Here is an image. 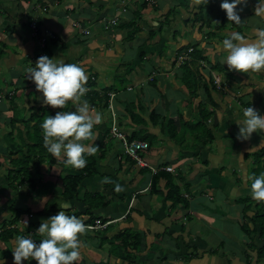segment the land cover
Returning <instances> with one entry per match:
<instances>
[{"label":"crops","instance_id":"0c3cea01","mask_svg":"<svg viewBox=\"0 0 264 264\" xmlns=\"http://www.w3.org/2000/svg\"><path fill=\"white\" fill-rule=\"evenodd\" d=\"M203 2L224 11L220 0L215 3L214 0H0V230H21L25 227L26 215L36 216L50 202H54L56 212L58 204L63 202L64 210L76 215L87 208L82 202L86 194H96L104 196L102 202L106 206L94 209V216L105 220L107 225L99 228L104 230L100 232L102 235L95 232L81 236L83 248L78 264H120L118 258L103 249L115 242L117 234L128 230L138 234V250H130L134 262L122 264H264L263 258L257 259L262 241L257 235H247L238 223L243 219L244 208L253 206L247 199L253 198L250 173L264 165V139L257 138L264 136V131L253 132L248 140L237 138V123L242 119L243 107L254 106L264 113V70L249 73L230 70L224 63L226 50L217 48L230 32H240L248 41L255 40L254 30L264 27V13L257 14L255 8L264 5L247 0L246 5H238L243 7L241 23L223 21L224 29L218 30L215 27L217 11L200 9ZM138 6L142 11L139 12L141 19L136 22L133 20L137 18ZM123 8L125 12L121 11ZM115 17L117 24L105 30L107 21ZM32 22L36 23L35 36ZM76 22L80 28L73 26ZM136 26L138 32L132 38L127 37ZM82 28L90 34L83 35ZM167 28H172V35L167 36ZM46 32L54 35L47 40H51L47 51L39 45V39ZM194 47L206 59L203 60L208 70L206 78L208 74L211 77L216 74L223 85L215 88L211 97L204 96L200 90L191 100L183 87L176 85L179 68L174 70L173 66L174 58ZM41 54L63 57L65 63L84 67L88 74L85 98L92 114L99 111L103 116L94 130L95 143L104 150V157L100 159L98 150L91 155L96 159L95 173L82 180L77 190L78 201L66 200L63 196L61 177L79 173L77 168L64 163L63 156L51 154L54 164L41 162L39 165L35 161L38 153L34 159L26 157L27 145L33 143L28 136L34 133L31 114L45 109L55 115L61 110L44 104L42 93L25 74ZM215 64L217 68L213 69ZM160 71L164 76H160ZM145 72L151 73L153 79ZM147 77L152 80L144 83ZM135 85L143 88L139 91L143 96L136 93ZM138 98L146 107L142 114L146 123L138 128H146L157 137L153 148L142 153L144 161L155 172L140 166L119 169L122 143L110 137L113 118L118 130L130 136L127 125H132L133 120L125 109L136 107ZM199 103L211 113L206 124L214 136L211 145L194 148L188 132L181 143L170 141L167 120L172 119L178 132L180 115L185 120L199 119ZM68 107L74 110L72 101ZM155 109L167 119L158 121L160 127L149 121V114ZM124 116L126 126H120L119 118ZM230 158L239 164V171L229 165ZM19 161L26 163L31 177L38 179L34 191L29 188L23 191L21 188L26 183L11 187L9 178L16 176L21 167ZM159 171L169 172L176 178L186 205L171 206V201L165 198V180H160L155 188L150 186L152 175ZM180 177L187 186L177 180ZM48 193H55L60 201L44 198ZM16 212L20 214L18 221ZM87 216L78 217L87 219ZM41 218L46 217H33L36 221H28L26 226L32 229L30 233L37 241L41 239L36 233ZM245 222L252 230L251 222ZM16 235L0 247V258L3 255L6 264H13L11 248ZM101 236L103 247L94 244ZM25 264H36V261Z\"/></svg>","mask_w":264,"mask_h":264},{"label":"clouds","instance_id":"9594fccd","mask_svg":"<svg viewBox=\"0 0 264 264\" xmlns=\"http://www.w3.org/2000/svg\"><path fill=\"white\" fill-rule=\"evenodd\" d=\"M264 5V0H257ZM247 0H220V7L229 21L240 24V12ZM257 14L264 13V7H256ZM253 41L240 32H230L217 44V48L226 50L224 63L230 70L243 73L264 70V27H257ZM187 52V51H186ZM34 66H30L27 78L35 83L42 93L43 103L60 108L55 115H47L41 122L43 144L47 151L56 157H64V163L73 168H84L88 156L95 154L99 146L95 143V125L102 122V113L92 114L89 101L85 98L88 92V74L78 63H65L63 57L41 55ZM73 102L74 110H70L68 102ZM238 124L237 138L248 140L253 132L264 131V113L254 106L243 108V116ZM251 179V195L258 201H264V171L253 172ZM120 185H117V189ZM59 211L47 218H41L36 229L41 239L33 238V234H17L12 243L13 264H25L35 260L36 264H78L83 241L81 236L90 226L75 214L64 209L66 205L58 204ZM26 228L28 220H23ZM0 264H6L2 255Z\"/></svg>","mask_w":264,"mask_h":264},{"label":"trees","instance_id":"16d2710c","mask_svg":"<svg viewBox=\"0 0 264 264\" xmlns=\"http://www.w3.org/2000/svg\"><path fill=\"white\" fill-rule=\"evenodd\" d=\"M215 2L216 0H214V3ZM208 3L206 2L201 3L199 8L202 9L203 7H206L208 8L210 12L217 11L216 12L217 13L216 23L218 22V24H216L215 27L218 30L224 29L225 26L223 25V21L233 23L228 20L225 11H222L216 8V5H214V7H209ZM144 5L145 4H143L141 8L144 7ZM139 17L140 16H139V11H138L137 18L135 19H138ZM135 19L133 21H135ZM138 30H139L138 26L134 27L131 31L128 32L127 37L132 38L138 32ZM50 42L51 40L49 42L48 41L46 42V47L44 49L45 51L48 50L47 44H49ZM188 55H189V58L184 60L181 63V65L178 67L179 68L178 71H179V74L180 72L182 73L181 83L184 85L189 99L194 100L197 97L198 92L200 90L203 91L204 96L211 97V92L216 88V83L214 82L213 77H211L210 74H208V78H206L205 76L208 70H206L207 68L205 67V64L203 63L204 62L203 60H206V59L204 58L202 51L199 49L197 50L194 47L193 49H191ZM212 68L216 69L217 68L216 64L212 65ZM141 102H142V99H141ZM141 102H140V99L138 98L136 102V105H137L136 107L125 109V111L128 112L130 119L133 120L132 125L131 123L127 125L129 127V130H131L129 134L130 136H128V134H125V135L128 137L127 138L128 141H131L134 139L146 141L148 144V149L146 151H148L152 149L155 143L157 142L156 140L157 137H155L152 134H149L146 128H141V127L138 128V126L146 123V119L143 118V115H144L143 113H145L146 107L143 104H141ZM132 109H134L135 112H131ZM197 110H198L197 115L199 119L196 121L195 120L193 121V119L185 120L183 118V115H180L181 128L180 130H178V132L176 131V125L173 124L172 119L167 120L165 116L163 115L161 116L160 112H158L156 109L150 112L149 121L151 122L152 125H156L160 127L161 122L167 120V122H169L170 124V126L166 128L170 141H173L175 143L177 142L181 143L183 141L184 134L188 132L190 136L192 137L194 148L195 147L196 149L206 148L207 146L211 145V143L214 141L213 134L211 133L210 129H208L206 126L211 113H208L207 109L204 108L203 105H201L200 103L198 104ZM51 114L52 112L42 109L41 112L31 114L30 116V120L35 122V124H34V128L32 129L34 133L28 134L29 138L32 139L33 143H31V145H27V156L26 157L29 159L31 158L34 159L36 153H38L40 156L38 155V157L35 158V161L38 165L41 162H47L48 164L55 163V158L51 155V153L47 151V149L45 148L43 144V135H42V130H41V122L47 115H51ZM126 119H127L126 116L119 118V122H120L119 125L126 126ZM158 121H161V122L158 123ZM110 137L113 138L112 136ZM102 148L104 149V147ZM103 151L100 150V148H98V153H100L99 154L100 159L104 157ZM262 152L264 153V149L262 150ZM31 153H33L34 155H30ZM87 159H88V163L84 168H79V169L77 168L79 171L78 174H69V175H65L61 177V180L64 181L63 196L66 200L77 199L78 197L77 190L79 189V186L81 185L82 180L94 175L96 159L94 156H88ZM20 162L21 161H19V163ZM20 164H21V167L19 168V170H17L16 176L15 175L12 176L13 180L12 181L10 180L11 187H14L13 185L17 186V185L26 183L29 190L34 191L35 182L31 179V172L29 171L27 165H25L26 163H20ZM256 165H259V160L256 161ZM123 167H126L127 169L139 168L136 161H134L133 159L123 154V149H122L119 154L118 168L120 169ZM140 169H144V168H140ZM262 171H264V165H262V167H259L253 170L251 173L255 172L259 174ZM160 180H165V188H166L165 198L168 201H171V206L175 207L181 203H183L184 205L187 204V200L184 198L183 195L181 196V194L179 193V190H180L179 184L176 181V178L172 174L166 171L156 172V174H153L151 177L150 186L152 188L157 187ZM177 180L179 182L182 181L183 185L187 186L185 179L183 177H180L179 179L177 178ZM249 181H251V179ZM103 198L104 196L102 195L86 194L84 198L85 200H82V202L83 201L85 202L84 205L87 208L85 209L84 212L81 211V213H76V215L77 216L83 215V214L88 215L87 219H83L85 224L87 225H94L95 221H99L100 224H104L106 221L100 217L97 218L96 216H94V213H93L94 209L106 206V204L102 202ZM247 199L250 200L253 206L244 208L243 210L244 214L242 215L243 219L239 220L238 223L243 232H245L250 237L257 235V237L262 241L261 247L257 249V255H258L257 259L258 258L264 259V201H258L250 197H248ZM55 212H56L55 204L54 202H50L47 205H45L44 209L38 214H36V216H33L32 214H28L23 220L28 219V221L32 222L33 217L35 219L37 218V216H43L47 218L53 215ZM249 212L251 213V215L248 216L247 213ZM19 215L20 214L16 212V215H15V218H17L16 221H18ZM35 219L33 223L36 221ZM245 220H248L251 222L253 226L252 230H250ZM16 230L17 229L12 230L10 228H4L3 230H0V247L3 243H6L10 238H13L15 233L26 234V232H31L32 229L30 230L27 227L26 228L23 227L19 231H16ZM100 230L101 229L99 228L94 229V230H88L86 234L97 232L100 235H102V233L100 232L104 230H101V231ZM93 238H94L93 240L96 239L95 236H93ZM114 239H115V242L114 241L111 242V246L109 248H106V252L118 258L121 261L120 264L134 262V256L132 252H130V250L131 249L138 250V248H136L139 243L138 234L135 232H130V230L123 231L117 234ZM103 242H104V237L101 236L100 238H98V242L97 243L95 242L94 244L97 246L103 247V244H102Z\"/></svg>","mask_w":264,"mask_h":264},{"label":"built area","instance_id":"2783aa9c","mask_svg":"<svg viewBox=\"0 0 264 264\" xmlns=\"http://www.w3.org/2000/svg\"><path fill=\"white\" fill-rule=\"evenodd\" d=\"M118 18H112L111 20L107 21L108 24L104 29H108L110 26H114L117 24ZM73 26L75 28H80V24L79 23H74ZM31 28H32V34L35 36L36 32H37V28H36V23L32 22L31 23ZM82 34L87 36L90 34L89 30H85V29H81ZM54 37V35L51 32H46L45 35L39 39V45L41 48H45L46 46V42L48 39H52ZM191 49H188L187 52L180 54L177 59L178 60H182V62L186 59L189 58L188 53H190ZM42 55V54H41ZM40 55V56H41ZM113 98V95L112 97ZM110 136H112L113 138H116L118 140H120V142L122 143V149H123V154H125L126 156H128L129 158L133 159L134 161H136L137 165L140 167H146L149 168L152 172H155L156 170L154 168H152L148 163H146L142 157V153L145 152L148 149V144L145 141H138V140H132V141H128L125 137V135L120 132L118 130V127L116 126V121L112 120V125H111V129H110ZM107 225V223L104 224H100L99 221H95L94 225H89L90 228L89 230H94V229H98V228H104Z\"/></svg>","mask_w":264,"mask_h":264},{"label":"rangeland","instance_id":"374dc122","mask_svg":"<svg viewBox=\"0 0 264 264\" xmlns=\"http://www.w3.org/2000/svg\"><path fill=\"white\" fill-rule=\"evenodd\" d=\"M136 10H138L139 12H141L142 11V9L140 8V6H138V8L137 9H135V11ZM121 11H124L125 12V8H123V9H121ZM143 13H144V11H143ZM169 18V17H168ZM139 19H141V16L138 18V19H135V21L136 20H139ZM137 22V21H136ZM166 34H167V36H170V35H172V28H167V30H166V32H165ZM173 37V36H172ZM165 38H166V36H165ZM183 54V53H182ZM178 57V56H177ZM177 57L176 58H174L175 59V62H176V64H175V66H173V68H174V70L176 69L177 70V67H179L180 65H181V63H182V60H178L177 59ZM141 73H144V71H142L141 70ZM166 73H167V71H166ZM145 74L146 75H149V76H151V78L153 79V76L151 75V73H149V74H147L146 72H145ZM182 73L180 72V74H179V71H178V80H179V82L181 81V78H182V75H181ZM159 75V74H158ZM158 75H156V76H158ZM160 76H164V74L160 71ZM171 77L173 78V76L171 75ZM151 78L150 77H147V79H145V81H144V83H146L148 80H151ZM213 80H214V82L216 83V88H222V85H223V80L222 79H219V77H217L216 76V74H214L213 75ZM179 82H178V84H176L178 87L179 86H182L183 87V89L185 90L184 92H187L186 91V89H185V87H184V85L181 83V84H179ZM103 86H104V84H103ZM135 89H136V93H138V94H140L141 96H143V94H141V93H139V91L141 90V91H143V88L139 85V86H137V85H135ZM164 101V100H163ZM162 101V102H163ZM161 102V104L163 105V103ZM240 106V108H241V105H239ZM244 108V107H243ZM242 108V109H243ZM263 138L264 139V136L263 135H260V136H258L257 138ZM228 163H229V165L231 166V167H233V168H235V169H237V171H239L238 169H240V166H239V164L236 162V160H234V159H229V161H228ZM30 164V163H29ZM43 165H41V167H42ZM55 177V176H54ZM11 181L13 180L12 179V177H10L9 178ZM31 179L32 180H34L35 181V185L37 184V178H36V176H33V177H31ZM44 179V178H43ZM19 182V181H18ZM61 186V185H60ZM23 191L24 190H27L28 189V186H27V184L25 185H23L22 186V188H21ZM22 190H20V195L21 196H24L21 192H22ZM58 195H56L55 193H48V194H46L45 196H44V198H49V200L51 199V200H55V199H57V201H60L59 199V197H57ZM59 198V199H58ZM18 203H16V205H17ZM22 204V202L19 204V206ZM27 209H26V207H24L23 208V211H26ZM12 212H13V210H12ZM193 218V217H192ZM190 223H192V221L190 220ZM30 233V232H29ZM32 234V233H31ZM103 251L105 252L106 251V249L104 248L103 249Z\"/></svg>","mask_w":264,"mask_h":264}]
</instances>
